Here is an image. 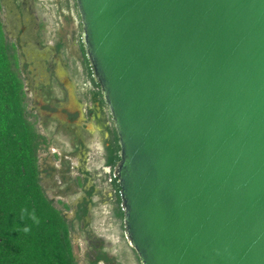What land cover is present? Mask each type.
Here are the masks:
<instances>
[{
    "label": "water",
    "instance_id": "water-1",
    "mask_svg": "<svg viewBox=\"0 0 264 264\" xmlns=\"http://www.w3.org/2000/svg\"><path fill=\"white\" fill-rule=\"evenodd\" d=\"M139 264H264V0H75Z\"/></svg>",
    "mask_w": 264,
    "mask_h": 264
},
{
    "label": "flooded vegetation",
    "instance_id": "flooded-vegetation-1",
    "mask_svg": "<svg viewBox=\"0 0 264 264\" xmlns=\"http://www.w3.org/2000/svg\"><path fill=\"white\" fill-rule=\"evenodd\" d=\"M28 2V0H0L1 8L4 11V20H1L7 40L13 45L17 71L23 82L27 111L31 115L32 120L36 124L40 122L44 126V130L51 134L49 137H53L55 141H58L59 135L68 138L71 149L70 153L66 155H74L78 159L77 165H73L70 159L63 162L65 170L62 171V181L65 182L66 191H72L71 183H74L72 185H76L77 189L74 190L73 194L81 193L77 200L72 203L62 201L69 206V209L64 213L66 215L68 211H72V216L66 215V217L69 220H74L79 207L84 204L86 213L81 220L76 222V226L79 229H88L90 220L94 216L92 209L96 206L93 197L103 195L102 190H98L97 184L94 183L96 179H99L102 183L106 182L109 192L108 200L110 204L112 203V215L114 218L119 219L114 215L113 200L115 190L112 178L109 175L114 166L111 167L105 164L110 147L111 133L113 130L115 132V129L109 109L103 102L102 96V102L93 98V92L96 91V88L87 77L86 58L80 43V33L75 41L71 40L73 48L76 47V51L79 52L80 71L75 63L74 68L70 70L67 59L61 52V49L66 46L64 41L58 40L56 37L50 40L43 38L41 33L43 25L42 23L36 25L33 17H30L31 11L28 7ZM76 51L75 49L73 50L74 55L77 54ZM75 74L80 75L79 77L82 78L83 81L80 88L83 93L88 95L87 99L90 102L89 106L84 109L83 103L78 97L77 85L73 78ZM49 125L53 126V131H49ZM94 134H99L102 141L101 150L98 154L101 165L97 172L91 171L86 167L88 158L86 154L91 151L89 144ZM42 135L46 137L48 142L47 147L43 149L45 151L49 148L50 141L47 134L42 133ZM54 156L59 157V154L55 151ZM55 169L52 167L50 169L51 173ZM72 169L76 171V176L70 182L65 174ZM46 171L47 169H40V174ZM40 179L43 186L41 175ZM119 220L122 227V219ZM102 255H104V259L100 258ZM116 261L106 251L97 249V251L94 250V255L89 257L86 263L117 264Z\"/></svg>",
    "mask_w": 264,
    "mask_h": 264
},
{
    "label": "trees",
    "instance_id": "trees-1",
    "mask_svg": "<svg viewBox=\"0 0 264 264\" xmlns=\"http://www.w3.org/2000/svg\"><path fill=\"white\" fill-rule=\"evenodd\" d=\"M85 68L96 88L93 98L102 102L86 59ZM35 123L27 111L13 45L0 18V264H78L71 233L86 208L81 205L76 218L69 220L64 213L69 206L57 201L61 205L57 207L47 196L41 184L38 153L48 142ZM118 150L113 130L107 166L116 164ZM109 175L115 190L114 215L122 219L119 185L112 173Z\"/></svg>",
    "mask_w": 264,
    "mask_h": 264
},
{
    "label": "rangeland",
    "instance_id": "rangeland-1",
    "mask_svg": "<svg viewBox=\"0 0 264 264\" xmlns=\"http://www.w3.org/2000/svg\"><path fill=\"white\" fill-rule=\"evenodd\" d=\"M28 7L30 8L31 15L36 25L42 23L43 30L42 36L45 40L60 39L64 41L65 46L61 49L62 54L66 57L69 69L74 68V63L80 71L79 52L76 51V47L73 48L71 40L75 41L80 33V19L77 13L75 0H28ZM1 19L4 20V11L1 8ZM72 46V47H71ZM73 48V49H72ZM75 49L77 54H73ZM78 71V72H79ZM71 73V72H70ZM80 76V75H79ZM78 75H74V81L77 85L78 97L83 103V109L89 106L90 102L87 99L88 95L81 90L82 78ZM86 95V96H85ZM32 119V118H31ZM36 124V123H35ZM36 128L42 134L45 133L51 136L50 133L44 130V126L39 122L36 124ZM49 131H53V126H48ZM58 141H55L53 137H49L50 145L47 150H40L38 153L40 169L47 171L41 173L42 183L47 196L54 200L57 207H61L56 203L61 200L64 202L72 203L77 200L80 192L74 193L77 189L76 185H72V191H66L65 182L62 181V171L65 170L63 162L70 159L73 165L78 164V159L74 155H66L70 153L69 139L63 135L58 136ZM102 141L99 134H94L90 140L91 151L87 155L86 167L91 171L97 172L101 161L98 154L101 150ZM59 154V157L54 156V152ZM56 168L51 173L50 169ZM67 180L72 182L71 179L76 176V171L69 170L65 174ZM97 176V175H94ZM94 183L97 184V189L102 190L100 197L94 196L93 200L96 202V206L93 207L94 216L90 221L88 229H79L76 226L74 233L71 234V240L73 243V252L78 261V264H87V259L94 255V250L100 249L106 251L110 257H113L117 264H138L135 254L127 246L125 238L123 237V229L121 227V221L114 218L112 215V203L108 200V186L106 182L102 183L99 179H96ZM67 216H72V211H68ZM90 233V235H88Z\"/></svg>",
    "mask_w": 264,
    "mask_h": 264
}]
</instances>
